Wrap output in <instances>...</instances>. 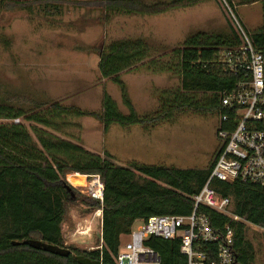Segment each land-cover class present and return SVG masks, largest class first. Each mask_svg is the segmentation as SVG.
<instances>
[{
	"label": "trees",
	"instance_id": "1",
	"mask_svg": "<svg viewBox=\"0 0 264 264\" xmlns=\"http://www.w3.org/2000/svg\"><path fill=\"white\" fill-rule=\"evenodd\" d=\"M208 1L211 0L153 3L106 0L105 11L109 16H154ZM261 1L264 0H226L233 12L238 6ZM249 35L255 48L264 50V33ZM240 44L233 30L227 35L197 33L185 39L179 48L158 56L143 39L109 41L100 51L99 74L120 89L128 115L120 111L106 92L100 112L60 102L38 103L32 110L0 104V264H78L74 256H84L101 264H116L123 238H129L138 222L157 216L191 215L194 197L207 183L213 164L207 169H177L136 162L120 166L111 154H93L78 145L75 136L61 134V130L72 126V118L84 117L96 119L105 132L112 125L129 128L172 124L179 115L189 112L212 113L218 118L220 95L234 89L241 80L239 73L227 71L223 58ZM130 71L172 75L179 78L180 83L168 90L156 89L152 95L158 102L157 109L139 116L121 80V74ZM72 174L99 176L104 186L103 202L92 199L80 202L76 190L71 186L69 192L66 187L69 185L66 178ZM211 187L220 198L231 200L232 214L239 221L204 207H200L198 213L205 214L214 231L221 235L226 226H231L238 264H255L256 254L247 229L249 225L264 229V189L217 180L212 181ZM74 206H86L88 213L102 210L101 237L94 250L65 244L63 227L72 223L70 211ZM25 240L65 248L72 255L63 257L13 245ZM262 244L264 248V234ZM144 245L158 254L160 264H187L179 240L150 237Z\"/></svg>",
	"mask_w": 264,
	"mask_h": 264
},
{
	"label": "rangeland",
	"instance_id": "2",
	"mask_svg": "<svg viewBox=\"0 0 264 264\" xmlns=\"http://www.w3.org/2000/svg\"><path fill=\"white\" fill-rule=\"evenodd\" d=\"M105 1L0 0V104L32 110L38 103L60 102L100 112L106 92L120 111L128 115L120 89L99 74L100 51L109 41L143 39L160 56L179 48L185 39L197 33L227 35L231 30L236 33L234 17L248 33H264V1L236 7L232 12L234 17L222 0L154 16H109ZM121 80L139 116L157 109L158 102L152 95L156 89L168 90L180 83L176 76L133 71L121 74ZM217 127L218 118L212 113H184L171 126H165L162 135V130L160 134L150 135L149 141L164 147L172 167L207 169L214 163L219 149ZM118 128L112 125L105 132L94 118H72V126L63 128L61 134L75 136L76 143L93 154L109 153L115 158L116 144L120 141L118 133L122 134ZM115 163L118 164L116 160ZM72 177H69L71 181ZM92 180L88 177L86 182L74 186L76 181L72 185L66 178L80 202L95 200L89 195ZM81 208H71L72 223L63 227V237L66 246L87 250L95 247L101 223L95 212L88 213L86 206ZM87 220L93 222L91 238H74L73 234ZM263 234L264 229L248 226L255 264H264ZM127 240L123 238L121 249Z\"/></svg>",
	"mask_w": 264,
	"mask_h": 264
},
{
	"label": "built area",
	"instance_id": "3",
	"mask_svg": "<svg viewBox=\"0 0 264 264\" xmlns=\"http://www.w3.org/2000/svg\"><path fill=\"white\" fill-rule=\"evenodd\" d=\"M222 1L234 17L226 0ZM234 20L241 44L237 49L229 50L223 61L227 71L239 73L241 80L234 89L220 95L217 127L219 149L210 177L201 192L194 197L195 206L191 215L157 216L140 222L132 230L124 249L120 250L116 264H160L158 254L144 245L150 237L179 240L180 251L187 257V264H238L233 249V228L226 226L221 235L214 231L205 214L198 213V209L204 207L239 221L232 214L231 200L220 198L211 187L214 180L264 189V50H257L249 33L235 17ZM73 177L79 183L86 182L88 178L78 174ZM92 178L89 195L102 203L103 183L99 176ZM95 213L101 222L102 210ZM92 233L93 228L87 235L75 232L73 237L89 238Z\"/></svg>",
	"mask_w": 264,
	"mask_h": 264
},
{
	"label": "crops",
	"instance_id": "4",
	"mask_svg": "<svg viewBox=\"0 0 264 264\" xmlns=\"http://www.w3.org/2000/svg\"><path fill=\"white\" fill-rule=\"evenodd\" d=\"M165 126H171V124L164 123L156 127H145V126L136 125V126H132L129 128H123L121 126H118L120 127L118 129H120L122 134H120V132L118 133V137H120V141L116 144V148H115L116 162L120 166H126L132 162H136V163L147 165V166H156V165L166 166L168 165L169 167H172L170 163L171 159L166 157V152H165L164 147L156 146L153 143H150L149 141L150 135L154 136V135H157V133L160 134L161 130H162L161 132V135H162L164 133ZM130 129H131V132H129ZM125 139H129V140L126 141ZM176 162H178V160H176ZM173 167L177 169H181L176 166H173ZM75 175L76 174L68 175V180L70 181L69 177H72ZM72 178H73V181H76L77 183V185H74V186H78L79 181L74 180V177ZM99 236L101 237V229H100ZM94 249L95 247H90L87 250L91 251Z\"/></svg>",
	"mask_w": 264,
	"mask_h": 264
},
{
	"label": "water",
	"instance_id": "5",
	"mask_svg": "<svg viewBox=\"0 0 264 264\" xmlns=\"http://www.w3.org/2000/svg\"><path fill=\"white\" fill-rule=\"evenodd\" d=\"M66 187L69 192L72 191L71 186L68 185ZM13 245L14 246H21V245L29 246L35 250H42L44 252H49L51 254L59 255L63 257H69L70 255H72V252L68 249L54 246L51 244H47L39 240H25L23 242H14ZM74 258L76 259L78 264H101V262L92 261L91 259L86 258L84 256H74Z\"/></svg>",
	"mask_w": 264,
	"mask_h": 264
},
{
	"label": "bare ground",
	"instance_id": "6",
	"mask_svg": "<svg viewBox=\"0 0 264 264\" xmlns=\"http://www.w3.org/2000/svg\"><path fill=\"white\" fill-rule=\"evenodd\" d=\"M84 224L85 225L79 226L78 231H76V233H83V234L87 235V233L92 230V228H93L92 220H90V221L87 220V221H85Z\"/></svg>",
	"mask_w": 264,
	"mask_h": 264
}]
</instances>
